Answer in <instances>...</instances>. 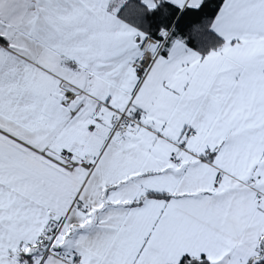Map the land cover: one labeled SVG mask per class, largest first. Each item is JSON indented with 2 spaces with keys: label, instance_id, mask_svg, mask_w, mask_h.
<instances>
[{
  "label": "snow or ice",
  "instance_id": "6c2138e0",
  "mask_svg": "<svg viewBox=\"0 0 264 264\" xmlns=\"http://www.w3.org/2000/svg\"><path fill=\"white\" fill-rule=\"evenodd\" d=\"M0 264H264V0H0Z\"/></svg>",
  "mask_w": 264,
  "mask_h": 264
}]
</instances>
